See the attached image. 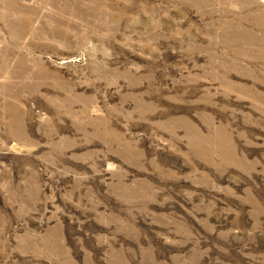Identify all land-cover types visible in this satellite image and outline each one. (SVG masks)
<instances>
[{
  "label": "rangeland",
  "instance_id": "1",
  "mask_svg": "<svg viewBox=\"0 0 264 264\" xmlns=\"http://www.w3.org/2000/svg\"><path fill=\"white\" fill-rule=\"evenodd\" d=\"M0 264H264V0H0Z\"/></svg>",
  "mask_w": 264,
  "mask_h": 264
}]
</instances>
